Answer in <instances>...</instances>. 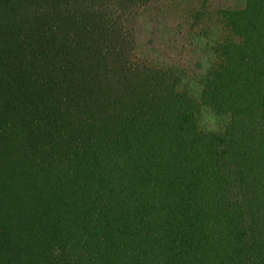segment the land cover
Segmentation results:
<instances>
[{"label": "trees", "instance_id": "16d2710c", "mask_svg": "<svg viewBox=\"0 0 264 264\" xmlns=\"http://www.w3.org/2000/svg\"><path fill=\"white\" fill-rule=\"evenodd\" d=\"M0 0V264H264V0ZM163 38V37H162Z\"/></svg>", "mask_w": 264, "mask_h": 264}, {"label": "rangeland", "instance_id": "374dc122", "mask_svg": "<svg viewBox=\"0 0 264 264\" xmlns=\"http://www.w3.org/2000/svg\"><path fill=\"white\" fill-rule=\"evenodd\" d=\"M193 7L196 5L188 0H173L166 5L156 4L152 9L159 10V13L155 11L154 14H158L160 34L146 38V42L154 45L151 54L157 51L163 59L179 66L186 73L195 71L198 58L188 42L191 27L189 13ZM213 7H227V0H216Z\"/></svg>", "mask_w": 264, "mask_h": 264}]
</instances>
